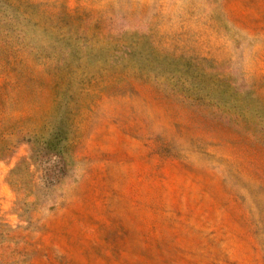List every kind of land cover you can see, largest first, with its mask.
<instances>
[{"label": "rangeland", "instance_id": "374dc122", "mask_svg": "<svg viewBox=\"0 0 264 264\" xmlns=\"http://www.w3.org/2000/svg\"><path fill=\"white\" fill-rule=\"evenodd\" d=\"M0 264H264V0H0Z\"/></svg>", "mask_w": 264, "mask_h": 264}]
</instances>
